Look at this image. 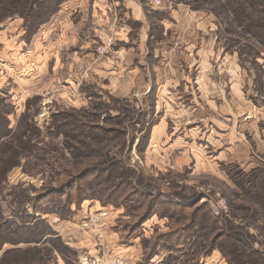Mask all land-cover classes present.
I'll return each mask as SVG.
<instances>
[{"label": "rangeland", "instance_id": "rangeland-1", "mask_svg": "<svg viewBox=\"0 0 264 264\" xmlns=\"http://www.w3.org/2000/svg\"><path fill=\"white\" fill-rule=\"evenodd\" d=\"M163 3L145 0L156 13L143 21L106 20L119 28L109 38L90 9L66 8L75 35L52 19L43 37L20 15L0 23V99L18 152L0 161V223L52 227L80 264H232L196 226L201 207L264 254V176H252L264 167V44L209 6ZM251 253L240 264L260 261Z\"/></svg>", "mask_w": 264, "mask_h": 264}, {"label": "trees", "instance_id": "trees-1", "mask_svg": "<svg viewBox=\"0 0 264 264\" xmlns=\"http://www.w3.org/2000/svg\"><path fill=\"white\" fill-rule=\"evenodd\" d=\"M65 1L66 0H0V23L8 16L20 15L24 20V26L28 28V33H37L40 27L44 23H48L61 9ZM187 2H189L190 5L195 6V8L202 5L209 6L212 12L219 16L224 24L229 26L228 30L230 32H233L236 26H241L244 28L245 34L250 35L252 38L259 39L264 44V0H187ZM143 4L147 14L154 15L156 13L155 11H149L147 4H145V0H143ZM148 36L150 39V29ZM5 101L6 99L4 98L0 99V161L2 165L4 162H9L5 156H9L8 159L18 157V152L7 146V143L9 142L8 140H10L11 137L6 140L9 133L5 134V129L10 132L12 128L10 127L8 118H4L6 116L5 110L9 107ZM19 129V126L15 129L16 133L19 132ZM17 134L18 136L20 135V133ZM19 141L20 139H18V142ZM66 171L67 169H64L62 173H66ZM257 174H262L263 177L264 167L262 171L261 169H255L252 176ZM248 184L249 192V190L251 191L254 187H251V181ZM255 184V189L258 190L257 192L263 193V186L260 187L258 183ZM259 184H264V179H262ZM241 185L244 186V183ZM61 192L62 194H65L66 190ZM19 194H23V192L19 191ZM195 210L196 212L200 211L205 214L203 222L196 224V226L204 227L205 230L213 232L215 239L212 240L211 247L213 249L219 248L221 251H224V253L227 251L232 255V264H240L244 262V256H249L251 252L253 256H257V260H260L254 262V264H264V261L260 257L262 253L254 250L244 239H239L241 237L239 233H235V231L230 228L243 227L242 225L235 226L228 218L221 219V217L212 216V214L210 215L206 212L205 207ZM249 210L250 208L248 206H242V214L247 219L249 218ZM6 225V223H0V264H56L58 257L57 252L62 255L66 264H80L74 249L64 242L62 237L56 236L57 233L52 227L24 228L6 227ZM46 234H49L50 236L48 239L44 240ZM232 235H236V237H233ZM15 237L18 239L17 241ZM21 241L34 242L35 244H28L26 247L14 246L4 248L6 243L19 244ZM229 242H235V245H231V249L228 248ZM38 243L41 244L38 245ZM237 243L239 245L243 244L247 247H251L252 249L250 252L244 251L241 248H237L239 247ZM253 252H256L257 254ZM69 253L72 254V257L66 255ZM262 255L264 256V254Z\"/></svg>", "mask_w": 264, "mask_h": 264}, {"label": "crops", "instance_id": "crops-1", "mask_svg": "<svg viewBox=\"0 0 264 264\" xmlns=\"http://www.w3.org/2000/svg\"><path fill=\"white\" fill-rule=\"evenodd\" d=\"M71 7L74 11H76L75 9H83V10H87V12L89 11V9L92 11V13L95 15V17H99L101 18V23L105 24L106 26V30H107V35L109 33V26L110 27H114L113 30L119 29L117 28V23L116 24H108V22H114L115 20H117V15L118 17L121 18V21L124 22L123 17L127 16H131L132 18H136L137 21H143V19L146 17L147 18V13L146 10L144 8V4H143V0H66L60 11L58 12L59 14H61L62 10H67L69 12L68 13V19L66 17H61V19L57 20L59 18V16L57 14L54 15V17L52 18V20L50 21L51 23L48 25V27H50L51 31L54 29V26L59 27L61 24H66L67 27L69 28L70 26L71 31L70 33L75 35L74 32V18H72L73 12H71V10H68L66 8ZM120 8V12L118 13L117 9ZM128 9V14H123L121 12V9ZM142 9L144 10L142 12ZM87 12L83 11V15L85 16L87 14ZM142 12V13H141ZM130 18V17H129ZM63 19V20H62ZM17 20V19H15ZM15 20H12L8 27H11L13 22ZM106 20L108 22H106ZM181 22V15L179 16V22ZM49 23V22H48ZM47 24V23H46ZM45 26L42 25L40 27V29L38 31L41 30V36L43 37V35L45 34L43 28ZM124 25H120V29L122 30V32L125 30ZM53 32H49L47 33L45 36H53L52 34ZM24 34V33H23ZM22 34V35H23ZM43 40V39H42ZM42 51H43V47ZM45 49H48L47 47ZM56 55V51L55 54ZM264 118V116H262ZM260 117V119L262 118ZM258 136H260L259 138V144L264 145V127L262 128V130L258 133Z\"/></svg>", "mask_w": 264, "mask_h": 264}, {"label": "built area", "instance_id": "built-area-1", "mask_svg": "<svg viewBox=\"0 0 264 264\" xmlns=\"http://www.w3.org/2000/svg\"><path fill=\"white\" fill-rule=\"evenodd\" d=\"M150 2L154 8H161L164 5L163 0H150ZM101 22V18L94 17L92 24H94L99 36L109 38V36L107 35L106 26ZM107 45V43L101 45L99 47L100 51L104 52L107 48Z\"/></svg>", "mask_w": 264, "mask_h": 264}]
</instances>
